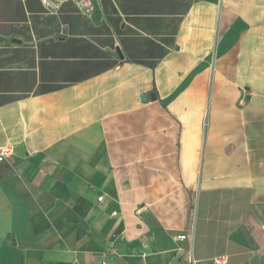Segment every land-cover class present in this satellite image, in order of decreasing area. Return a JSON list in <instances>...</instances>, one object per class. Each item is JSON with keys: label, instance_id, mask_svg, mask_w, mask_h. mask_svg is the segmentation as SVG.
Masks as SVG:
<instances>
[{"label": "crops", "instance_id": "crops-1", "mask_svg": "<svg viewBox=\"0 0 264 264\" xmlns=\"http://www.w3.org/2000/svg\"><path fill=\"white\" fill-rule=\"evenodd\" d=\"M53 1L0 0V264H264V0Z\"/></svg>", "mask_w": 264, "mask_h": 264}, {"label": "built area", "instance_id": "built-area-1", "mask_svg": "<svg viewBox=\"0 0 264 264\" xmlns=\"http://www.w3.org/2000/svg\"><path fill=\"white\" fill-rule=\"evenodd\" d=\"M43 6L46 8V10L50 13H57L60 9V4L54 2L53 0H40ZM90 11L93 10V7L90 6ZM243 103V101H241ZM14 155V147L11 145H5L3 147H0V160L2 159H10ZM103 198L100 197L99 201H102ZM181 239L186 240L187 236L183 235L180 237ZM185 264H201L199 261H197L194 257V254L192 252V248L188 250L186 259H185ZM203 264H229L228 262V257L226 256H221V257H216L213 258L209 261L203 262Z\"/></svg>", "mask_w": 264, "mask_h": 264}, {"label": "rangeland", "instance_id": "rangeland-1", "mask_svg": "<svg viewBox=\"0 0 264 264\" xmlns=\"http://www.w3.org/2000/svg\"><path fill=\"white\" fill-rule=\"evenodd\" d=\"M224 102H225V106H224L225 110L227 109V111L229 110L231 113H239V114H236L235 116H232L233 122L236 121L240 123L241 121L243 124H247L248 126H250L253 122H258L255 116L244 113L243 108L247 107V105L246 103H241V100H240V104H242L241 107H237L232 100H225ZM208 126H209V116L207 115L202 121L203 130H207ZM243 138L244 139L251 138V131L250 130L244 131Z\"/></svg>", "mask_w": 264, "mask_h": 264}, {"label": "water", "instance_id": "water-1", "mask_svg": "<svg viewBox=\"0 0 264 264\" xmlns=\"http://www.w3.org/2000/svg\"><path fill=\"white\" fill-rule=\"evenodd\" d=\"M152 98H153V100H156V96H155L154 94H152ZM141 99H142L143 101H146V96L142 95V96H141Z\"/></svg>", "mask_w": 264, "mask_h": 264}]
</instances>
